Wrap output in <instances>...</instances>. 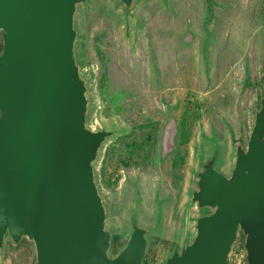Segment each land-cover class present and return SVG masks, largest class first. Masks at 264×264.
Segmentation results:
<instances>
[{"label":"water","instance_id":"95a60500","mask_svg":"<svg viewBox=\"0 0 264 264\" xmlns=\"http://www.w3.org/2000/svg\"><path fill=\"white\" fill-rule=\"evenodd\" d=\"M109 1L127 31L142 26L145 0ZM177 1L159 3L169 11ZM99 7L0 0V259L27 249L30 264H228L241 237L246 264H264V76L226 165L215 133L198 152L189 229L149 262L162 214H147L137 199L118 219L98 179L103 148L120 132L94 118L83 58V23ZM215 22L216 14L203 29Z\"/></svg>","mask_w":264,"mask_h":264},{"label":"rangeland","instance_id":"374dc122","mask_svg":"<svg viewBox=\"0 0 264 264\" xmlns=\"http://www.w3.org/2000/svg\"><path fill=\"white\" fill-rule=\"evenodd\" d=\"M173 7L145 0L142 26L127 31L110 1L100 0L82 27L94 118L120 129L103 148L98 179L118 219L137 199L147 214H162L149 262L165 255L171 236L189 229L198 152L215 131L226 165L232 135L246 134L251 124L254 82L264 76V20L254 15L252 0H220L207 31L195 2ZM241 244L237 237L228 264H246ZM0 264H30V252Z\"/></svg>","mask_w":264,"mask_h":264},{"label":"flooded vegetation","instance_id":"af4514ba","mask_svg":"<svg viewBox=\"0 0 264 264\" xmlns=\"http://www.w3.org/2000/svg\"><path fill=\"white\" fill-rule=\"evenodd\" d=\"M198 6L204 22H209L216 14V10L220 5V0H192ZM255 3L254 15L259 20H264V0H252ZM174 8V7H173Z\"/></svg>","mask_w":264,"mask_h":264},{"label":"trees","instance_id":"16d2710c","mask_svg":"<svg viewBox=\"0 0 264 264\" xmlns=\"http://www.w3.org/2000/svg\"><path fill=\"white\" fill-rule=\"evenodd\" d=\"M212 133H215V134H216L215 131H214V132L212 131ZM212 133H211V134H212ZM237 134H238V133H234V134L232 135V136H233V139L235 138V136H236Z\"/></svg>","mask_w":264,"mask_h":264}]
</instances>
